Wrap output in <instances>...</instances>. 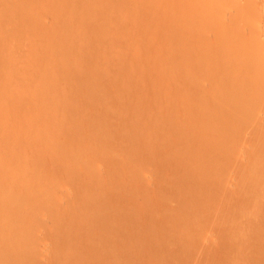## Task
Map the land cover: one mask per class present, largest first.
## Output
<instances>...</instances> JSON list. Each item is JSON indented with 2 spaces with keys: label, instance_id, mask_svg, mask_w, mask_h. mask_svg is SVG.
Segmentation results:
<instances>
[{
  "label": "rangeland",
  "instance_id": "1",
  "mask_svg": "<svg viewBox=\"0 0 264 264\" xmlns=\"http://www.w3.org/2000/svg\"><path fill=\"white\" fill-rule=\"evenodd\" d=\"M90 1L0 0V264H264V0L257 47L213 0Z\"/></svg>",
  "mask_w": 264,
  "mask_h": 264
},
{
  "label": "bare ground",
  "instance_id": "2",
  "mask_svg": "<svg viewBox=\"0 0 264 264\" xmlns=\"http://www.w3.org/2000/svg\"><path fill=\"white\" fill-rule=\"evenodd\" d=\"M88 1H90V0H88ZM94 1H95V0H94ZM94 1H93V0L90 1V4L92 5V7L95 6V4H96L95 2H97V1H99V0H96L95 2H94ZM194 1H195V0H194ZM194 1L192 0V2L189 3V5H190L191 3H192V5H193V2H194ZM197 1L199 2L200 0H197ZM202 1H204V0H202ZM202 1H201V2H202ZM213 1L215 2V3H213V5H215V6H214V9H215V7H216V9H217V8L219 9L220 6L223 5L222 7H224V6L226 5V7H224V8L227 9V7H228V10H230V9L232 8V9H231L232 13H230V14H232V15H233V12H234L233 9L235 10V12H234L235 14L238 13V12H241V14H242L243 12H245V14L243 13L244 15H246V14H248V13H249V14L252 13V14H251V17H252V15H253V18H250L249 14L246 15V17L248 16L249 19H251L252 21H250V20H246V21H245V19H248V17H247V18H243V17H241V15L239 16V15H237V14H236V17H235V15H234V19H235L236 22H237V19L239 20V18H240V19L243 18V19H242V20H243V23H244V22H247V24L250 23L249 25H250L251 27H250V26H248V27L251 28V30H250V29H249V30H250V32H252V33H251V34L249 33L248 36L251 35L250 37H251L252 41H251V39H250L249 37H248V38L250 39L251 42H253V45H255V47H257V46H256V44H257V43H256V41H257V37H254V36H255L256 34H258L259 32H262V30H263V27L261 28V25H262L261 22H262V19H263V18L261 17V19H260V16H262L263 14L261 13L262 15H261V14L258 15L259 11H258V13H257V8H258L257 6H258V5L261 6V5L258 4L257 2H255V3H256V4H255V3H254V0H246V2H244L245 0H243L244 4H243V2H241L242 0H219V1H218V0H213ZM217 1L220 2V4H221V3H223V4H221V5L217 4V3H218ZM16 2H17V1H16ZM93 2H94V3H93ZM99 2H100V1H99ZM181 2H182V1H181ZM216 2H217V3H216ZM112 3H113V1H112ZM196 3H197V2L195 1V2H194V5H195V6H196V5H199V4H196ZM204 3H205V2H204ZM208 3H209V2H208ZM97 4H98V3H97ZM97 4H96V5H97ZM210 4H211V6H209V7L206 6V5H207V4H206V5H205V6H206L205 8H201V7L199 6V7H197L196 9L200 8V9H206V10H207V8H209V9H210V10H208V13H209V11H211V8L213 7L211 1H210ZM224 4H225V5H224ZM261 4H262V3H261ZM87 5H89L88 2H87V4H86V6H87ZM91 5H89V6L91 7ZM178 6H179V5H178ZM195 6H194V8H195ZM201 6H202V4H201ZM218 6H219V7H218ZM182 7H183V5H182ZM222 7H221V8H222ZM93 8H94V7H93ZM184 8H185V6H184ZM187 8H189V6H188ZM187 8H186V9H187ZM221 8H220V9H221ZM259 8H260V7H259ZM262 8H263V10H264V7H262ZM96 9H97V8H96ZM212 9H213V8H212ZM214 9H213V11H214ZM218 9H217V10H218ZM220 9H219V10H220ZM222 9H223V8H222ZM222 9H221V10H222ZM226 9H225V10H226ZM188 10H189V11L191 10V6H190V8H189ZM194 10H195V9L192 8L191 12L194 11ZM206 10H205V11H206ZM225 10L223 9V11H225ZM236 10H237V12H236ZM259 10H261V8H260ZM181 11H182V10H181ZM196 11H197V10H196ZM231 11H230V12H231ZM198 12H199V11H198ZM200 12H201V11H200ZM227 12H228V11L224 12L223 14H225V13H227ZM255 12H256V13H255ZM260 12H261V11H260ZM202 13H203V12H202ZM211 13H212V12H211ZM217 13H218V12H217ZM263 13H264V12H263ZM112 14H113V13H112ZM194 14H196V13H194ZM205 14H207V12L204 13V15H205ZM209 14H210V13H209ZM209 14H207V15H209ZM214 14H216V13H214ZM254 14H256V18H257V19L255 18V15H254ZM109 15H110V14H109ZM202 15H203V14H202ZM211 15H213V13H212ZM211 15H210V16H211ZM220 15L222 16V14H220ZM225 15H226V14H225ZM232 15H231V18H233ZM244 15H242V16H244ZM199 16H200V15H199ZM238 16H239V17H238ZM204 17H205V16H203V18H204ZM215 17H216V16H215ZM217 17H218V16H217ZM237 17H238V18H237ZM205 18H206V17H205ZM222 18L227 19L228 16H227V18H226V17H222ZM254 18H255V19H254ZM179 19H180V18H179ZM234 19H230L231 21H228V22H232V20H233V22H235ZM176 20H177V19H176ZM181 20L183 21L182 18H181ZM242 20H241V21H242ZM257 20H258V21H257ZM260 20H261V21H260ZM178 21H179V20H178ZM225 21H226V20H225ZM225 21H224V22H225ZM241 21H240V22H241ZM248 21H250V22L248 23ZM253 21H254V22H253ZM263 21H264V19H263ZM176 22H177V21H176ZM251 22H252V23H255V24H251ZM179 23H180V22H179ZM181 23H182V22H181ZM181 23H180L179 25H181ZM259 23H260V24H259ZM177 24H178V23H176L175 25H177ZM244 24H246V23H244ZM247 24H246L245 26H247ZM256 24H257V25H256ZM263 24H264V23H263ZM170 25H173V24L171 23ZM182 25H186L185 20L183 21V24H182ZM182 25H181V26H182ZM239 25L241 26L242 24H241V23H238V27H239ZM252 25H254L255 27L257 26L256 30H254L255 27L252 26ZM259 25H260V29H261V31H260V29H259ZM177 27H179V26H178V25H177L176 27L174 26L173 29H175V28H177ZM182 27H183V28H182ZM182 27H179V28H180V29H181V28L184 29L186 26H182ZM228 27H229V26H228ZM253 27H254V28H253ZM241 28H242V26L239 27V29H241ZM243 28L245 29V27H243ZM252 28H253L254 32H253ZM137 29H138V27H137ZM180 29H178V30H180ZM225 29H226V28H225ZM230 29H232V28H230ZM239 29H238V30H239ZM258 29H259V30H258ZM123 30H124V29H123ZM227 30H228V29H227ZM257 30H258V31H257ZM168 31H169V30H168ZM168 31H167V32H168ZM175 31H177V29H175ZM233 31H234V30H233ZM233 31H232V32H233ZM239 31H242V30H239ZM239 31H238V32H239ZM246 31H247V30H246ZM178 32H179V34H180V31H178ZM228 32H229V31H228ZM244 32H245V31H244ZM248 32H249V31H248ZM263 32H264V31H263ZM136 33H137V32H136ZM174 33H175V32H174ZM174 33H173V35H175ZM176 34H177V33H176ZM179 34H177L176 36H173V37H176L175 39H176L177 41H178L179 39H181L180 41H181V43H182L183 45H184L185 43H187V42H188L187 44H189V40H188L189 38H187V37H189L188 34H187V37L185 38L187 41H186V40H182V39H183L182 36H184V35H182V34H186L185 32H183V31L181 32L180 35H182V36H179ZM228 34H229V33H228ZM242 34H243V33H242ZM253 34H254V35H253ZM263 34H264V33H262V35H263ZM194 35H195V34H194ZM238 35H239V34H238ZM245 35H246V34H245ZM259 35H260V34L257 35L258 38H259ZM130 36H131V35H130ZM170 36H171V34H170ZM195 36H196V35H195ZM231 36H232V35H230L229 37H231ZM155 37H156V36H155ZM171 37H172V36H171ZM178 37H179V39H177ZM181 37H182V38H181ZM252 37H253L254 39H256V40L254 41V39H253ZM244 38H245V37H244ZM246 38H247V37H246ZM260 38H262V37L260 36ZM260 38H259L258 41H257L258 43H259V41H260V43H261L262 40L264 39V37H263L262 39H260ZM159 39H160V38H159ZM166 39H167V38H166ZM168 39H169V38H168ZM173 39H174V38H173ZM173 39H169V41H170V40H173ZM175 39H174V41H176ZM195 39H199V38H195ZM230 39H231V38H230ZM237 39H239V38L237 37ZM193 40H194V39H193ZM228 40H229V39H228ZM242 40H244V39H242ZM242 40H241V42H242ZM164 41H165V40H164ZM180 41H179L178 43L180 44V48H181L183 45L180 43ZM183 41H184V42H183ZM230 41H231V40H230ZM246 41H247V40H246ZM150 42H151V41H150ZM153 42H154V41H153ZM192 42H193V41H192ZM244 42H245V41H244ZM247 42H248V41H247ZM254 42H255V44H254ZM263 42H264V41H263ZM263 42H262V43H263ZM151 43H152V42H151ZM170 43H172V42H169V44H170ZM176 43H177V42H176ZM260 43L257 44V45H260ZM262 43H261V44H262ZM152 44H153V43H152ZM187 44H185L181 49H183V48H184V49L187 48V49H186L187 52H186V51L184 52V54H186V55H187V53H188V50L191 49V50L189 51V53H188L189 60H191L190 58L196 59L197 54H196V55H195V54L193 55V53H192V51L194 52V50H195V49H194L195 45L193 46V48H191L192 45L190 46V44H189V46H187ZM250 44H251V43H250ZM263 44H264V43H263ZM166 45H167V43H166ZM240 45H241V44H240ZM242 45H243V44H242ZM253 45H252V46H253ZM5 46H6V45H5ZM5 46L2 47V48H6ZM168 47H169V46H168ZM240 47H241V46H240ZM240 47H239V48H240ZM243 47H244V46H243ZM253 47H254V46H253ZM255 47L252 48V47L250 46V47H248V48H247V47L245 48V49H246V52H245V53L248 54V55L250 56V57H249V56L247 57L248 60H249V59L251 60V59L254 58V57H253V56H254L253 54H255V52L258 50V48H255ZM176 48H177V47H176ZM176 48H175V49H176ZM195 48H196V47H195ZM198 48H200V47H197V49H198ZM202 48H203V47H202ZM239 48H238V49L236 48V50L239 51ZM251 48H252L253 50H251ZM263 48H264V47L261 46V48H259V50H258V53L256 54V55H259V54H260L259 57H260L261 60L259 59L258 56H257L258 58H255V60L258 59V61H260V62L255 61V60L253 59V63L251 62L252 60L250 61L253 65L250 66L251 63H248V64H250L249 67H252V68H253V67L256 66V64H259L260 67H261L262 65H264V63H263L264 61H262V59L264 60V57H263V55H264V54H263V53H264L263 50H264V49H263ZM177 49H179V48H177ZM177 49H176L177 53H178V51H180V52L183 51V50H177ZM197 49H196V53L199 52ZM200 49H201V48H200ZM200 49H199V50H200ZM204 49H205V48L202 49L203 52H205L206 49H209V50H207L208 52H207V51L205 52V53H208V54L204 55L205 53L203 54V52L200 50V51L202 52V53H201L202 56H206V59H207V60L209 59V56H212V58L210 57V59H213L214 56L211 55V54L214 53L215 51H214L213 49H211L210 47H209V48H206L205 50H204ZM232 49H235V48H232ZM247 49H249V50H247ZM256 49H257V50H256ZM262 49H263V50H262ZM212 50H213L214 52L209 53V51L211 52ZM250 50H251V51H250ZM172 51H174V50H172ZM197 51H198V52H197ZM230 51H231V50H230ZM241 51H242V56H244L243 54H245V53H243V52H244L245 50H243V49L241 48ZM249 51H250L251 54H250V53H247V52H249ZM253 51H254V52H253ZM260 51H262L263 53L260 52ZM169 52H170V51H169ZM190 52H191V54H190ZM233 52H235V50H233ZM233 52H229L230 54L228 53V55H229V56L232 55V57H233V54H235L234 56H238V55L240 54V53L237 52L238 55H236L237 53H233ZM4 53H5V52H4ZM4 53H3V55H4ZM177 53H176V54H177ZM194 53H195V52H194ZM215 53H216V52H215ZM215 53H214V55H215ZM232 53H233V54H232ZM180 54H181V53H180ZM198 54H199V53H198ZM170 55H171V54H170ZM192 55H193V56H192ZM199 55H200V54H199ZM252 55H253V56H252ZM181 56H182V55H181ZM183 56H184V55H183ZM194 56H195V57H194ZM202 56H201V57H202ZM225 56H227V54H226ZM242 56H241V58H242ZM246 56H247V55L244 56V60L246 59ZM261 56H262V57H261ZM227 57H228V56H227ZM239 57H240V56H239ZM255 57H256V56H255ZM185 58H187V56H186ZM202 58H203V59H200V58H199L200 61L204 60V57H202ZM224 58H225V57H224ZM229 58H231V57H228V59H229ZM233 58H234V57H233ZM241 58H240V59H241ZM206 59H205V60H206ZM220 59H221V58H220ZM228 59L226 58L225 60H228ZM175 60H176V58H175ZM186 60H187V59H186ZM205 60H204V61H205ZM207 60H206L207 63L205 62L206 65L209 64ZM248 60L246 59V61H248ZM180 61H181V60H180ZM195 61H197V60H194L193 63H195ZM198 61H199V60H198ZM198 61H197V63H198ZM209 61L211 62L212 60H209ZM233 61H234V60H233ZM236 61H237V60H236ZM238 61H239V60H238ZM240 61H242V60H240ZM189 62H190V61H189ZM215 62H216V61H215ZM215 62H214V63H215ZM225 62H226V61H224V63H225ZM227 62H229V61H227ZM248 62H249V61H248ZM261 62H262V63H261ZM181 63H182V62H181ZM201 63H204V62L202 61ZM234 63H236V62H233V64H234ZM188 64H190V63H188ZM195 64H196V63H195ZM199 64H200V63H199ZM227 64H230V63H227ZM245 64H246V62H245ZM260 64H261V65H260ZM168 65H169V64H168ZM182 65H183V64H182ZM203 65L205 66V64H203ZM213 65H215V64H213ZM213 65H211V66H213ZM225 65H226V64H225ZM231 65H232V64H231ZM231 65H226L225 67L227 68V66H228V68H229V70H230V67H229V66H231ZM236 65H237V63H236ZM236 65H235V66H236ZM175 66H176V65H175ZM197 66H198V65H195V67H197ZM201 66H202V65L200 64V67H199V66L197 67V68H200V69H198L199 71L202 69ZM211 66H210V67H211ZM232 66H233V65H232ZM247 66H248V65H247ZM259 66H256V70H258V71H260V67H259ZM171 67H172V66H171ZM191 67H192V66H191ZM193 67H194V66H193ZM193 67H192V68H193ZM213 67H214V66H213ZM236 67H237V66H236ZM263 67H264V66H263ZM263 67H262L261 69L264 70ZM132 68H133V67H132ZM178 68H179V66H178ZM205 68H206V66H205L203 69H205ZM223 68H224V67H223ZM245 68H246V67H245ZM257 68H259V69H257ZM137 69H138V68H137ZM207 69H208V68H207ZM207 69H206V70H207ZM211 69H212V72H213V68H211ZM211 69H209V72H210V73H211V71H210ZM239 69H240V68H238V71H240ZM115 70H119V68H115ZM139 70H140V69H139ZM206 70H204V71H206ZM220 70H221V69H220ZM222 70H223V69H222ZM226 70L229 71L228 69H226ZM243 70H244V69H242V71H243ZM249 70H250V71H249ZM251 70H253L254 72L251 71ZM256 70H255V69H249V68L247 67V70H246V71H248V73H251V72H252V73H255ZM172 71H173V70H172ZM196 71H197V69H196ZM217 71H218V70H217ZM227 71H226V73H229V72H227ZM232 71H234V70H232V68H231V72H232ZM238 71H237V72H238ZM114 72H115L116 75H117V72H116V71H114ZM140 72H141V71H140ZM174 72H175V71H174ZM207 72H208V71H206V76L208 77L210 74H209V72H208V74H209V75H208ZM218 72H219V71H218ZM218 72H217V73H218ZM231 72H230V73H231ZM244 72H245V71H243V73H244ZM126 73H127V72H126ZM201 73H203V72H201ZM215 73H216V72H213V75H214ZM226 73H225V75H226ZM240 73H241V72H240ZM240 73H239V75H240ZM252 73L250 74V78H248V79H251V77H252V75H253ZM256 73H257V72H256ZM256 73H255L254 75H255L256 77L258 76V77H259V78H258L259 80L256 79V81H254V83H253V82L251 81V80H252V79H251V80H250L251 82H248L249 84H247V85H251V83H253V85L250 86L251 88H248L249 86H248V87H247V86H246V87L244 86L245 89H246V88H248V90L250 89V90H249V91H250V96L252 95V96H251V97H252L251 99H250V96L248 97V94H249L248 92H245L246 95H247V97H246L245 94L243 93L245 90H244V91H241V89H240V88H241L240 85L243 84V83L240 84L241 81L238 82L239 85H238V83H237V84H233V85H237V86L239 87V91L242 92L244 98H246V99L249 98V99L251 100L252 104H254V106H255V111H253V110H254V109H253L254 107H252L251 110H250L249 107L247 108V105H248V106L250 105V104L248 103V102H250V100H249V101L244 100V99H243V96L240 94L241 92L238 94V95H240V97H239L237 94H235V96L231 94V97H232V96H233V98L235 97V98H234V99H235V100H234V102H235L234 105L237 106L238 102H239L240 100L243 99V100L245 101L244 103H247V105L244 104V106L246 105V106H245V109H246V110H245V109H244V110H245V111H248V112H245V111L243 110V101H240V103L242 102V105L240 104V105H241V107H240V105L238 104V107H239V110H240V108H241L243 111H242V110L239 111V110H238V107L235 106L236 108L233 109V110H235V111H232L231 114L233 115L234 112H237V111H238V112H239V113H238L239 117H241V116L243 117V116H244V117H243V119H244V118L246 117V113H249V112H250V113H249V114H250V117L253 118V119H250V118L247 116V117L250 119V120L248 121L249 123H251L252 120L254 121V118H255V117L253 116V114H254V113L256 114V112L260 111V110L256 111V110H257V106H256V105H258V103H257V104H255V102L253 103V101H252L253 97H254L253 100L256 101V102H257V101H260V102H259L260 104H263V102H264V99H263V98H264V87H263V86H264V85H263L264 83H262V87H261V81H260V79L262 80L263 77H264V74H263L264 71L261 70L260 72L257 73V75H256ZM260 73H262V74H260ZM119 74H120V73H119ZM199 74H200V73H199ZM220 74H221V73H220ZM222 74H223V73H222ZM222 74H221V75H222ZM232 74H233V73H231V78H232V79H231L230 77H229V78H230L231 80L234 81L233 78L236 79V78H238V76L235 77V76L237 75L236 73H235L234 76H232ZM245 74H246V73H245ZM245 74H244V75H245ZM258 74H260V75H258ZM120 75H121V74H120ZM168 75H169V74H168ZM187 75H188V74H187ZM195 75H197V74L195 73ZM211 75H212V74H211ZM211 75H210V76H211ZM223 75H224V74H223ZM261 75H262V76H261ZM109 76H110V75H109ZM109 76H108V77H109ZM197 76H198V75H197ZM204 76H205V75H204ZM210 76H209V79H210ZM229 76H230V75H229ZM255 76H254V77H255ZM118 77H119V76H118ZM120 77H121V76H120ZM126 77H127V76H126ZM191 77H192V76H191ZM195 77H196V76H195ZM207 77H205V79H207ZM213 77H214V76H213ZM213 77H211V78H213ZM218 77H219V76H218ZM221 77H222V76H220V78H221ZM224 77H225V76H224ZM226 77H227V76H226ZM226 77L224 78V81L227 80ZM248 77H249V76H248ZM260 77H261V78H260ZM173 78H174V77H173ZM192 78H194V77H192ZM196 78H197V77H196ZM203 78H204V77H203ZM216 78H217V77H216ZM216 78H215V79H216ZM220 78H218V79H220ZM243 78H244V76H242V79H243ZM245 78L247 79V77H245ZM245 78H244L243 80H245ZM252 78H253V77H252ZM160 79H161V78H160ZM166 79H167V78H166ZM183 79H184V78H183ZM194 79H195V78H194ZM221 79H222V78H221ZM225 79H226V80H225ZM248 79H247V81H248ZM106 80H108V83H109L110 80H109V79H106ZM186 80H187V79H186ZM199 80H200V79H199ZM201 80L203 81V79H201ZM257 80H258V81H257ZM123 81H125V80H123ZM167 81L169 82V81H171V80L168 79ZM182 81H183V80H182ZM193 81H194V80H193ZM193 81H192V84H193ZM202 81H201V82H202ZM212 81H215V82H216V80H212ZM220 81H221V80H220ZM247 81H246V82H247ZM262 81L264 82V79H263ZM160 82H161V81H160ZM174 82H175V81H174ZM174 82H173V83H174ZM215 82H214V83H215ZM231 82H232V81H231ZM256 82H259V83H256ZM121 83H122V82H121ZM225 83H226V82H225ZM106 84H107V83H106ZM166 84H167V83H166ZM185 84H186V83H185ZM203 84H206V83H203ZM244 84H245V82H244ZM258 84H259V85H258ZM153 85H155V84H153ZM157 85H158V84H157ZM213 85H214V84H213ZM245 85H246V84H245ZM255 85H257L256 87H257L259 90H262V89H263V91H262L263 93L261 92V93L263 94V95H262L263 98L261 97V95H259L260 92L258 93V92H257V89L254 90V87H253V86H255ZM102 86H103V85H102ZM174 86H175V85H174ZM188 86H189V85H188ZM194 86H195V85H194ZM207 86H208V85H207ZM223 86H224V85H223ZM226 86H227V85H226ZM258 86L261 87L262 89H260ZM107 87H108V86H107ZM113 87H114V85L112 84V88H113ZM151 87H152V86H151ZM230 87H231V86H230ZM238 87L235 86L236 91H238V90H237ZM244 87H243V89H244ZM252 87H253V90L251 91ZM256 87H255V88H256ZM158 88L160 89V87H158ZM163 88H164V87H163ZM169 88H170V87H169ZM191 88H192V87H191ZM198 88H199V87H198ZM204 88H205V87H204ZM152 89H153V88H152ZM171 89H172V88H171ZM195 89H196V88H195ZM214 89H215V88H214ZM232 89H233V88H232ZM119 90H120V88H119ZM130 90H131V89H130ZM176 90H177V89H176ZM182 90H183V89H182ZM210 90H211V88H210ZM210 90H209V92H210ZM217 90H218V89H217ZM222 90H223V89H222ZM222 90H219L220 92H219V91H218V92L221 93ZM248 90H246V91H248ZM117 91H118V90H117ZM120 91H121V90H120ZM122 91H123V90H122ZM171 91H172V90H171ZM173 91H174V90H173ZM204 91H205V90H204ZM255 91H256V92H255ZM152 92H154V91L152 90ZM180 92H181V91H180ZM191 92H192V91H191ZM228 92H229V91H228ZM234 92H235V91H234ZM251 92H252V93L254 92V96H253V94H252ZM111 93H112V92H111ZM122 93H123V92H122ZM174 93H175V92H174ZM177 93H178V92H177ZM211 93H212V92H210V94H211ZM214 93H216L215 90H214ZM222 93H223V92H222ZM235 93H238V92H235ZM255 93H256V95H255ZM151 94H152V93H151ZM168 94H169V93H168ZM168 94H167V97H168ZM192 94H193V93H192ZM201 94H203V93H201ZM118 95H119V94H118ZM120 96H121V95H120ZM120 96H118V97H120ZM128 96H129V95H128ZM169 96H170V95H169ZM182 96H183V95H182ZM209 96H210V95H209ZM213 96H214V95H213ZM223 96H224V95H223ZM236 96H238V98H239L240 100H239ZM241 96H242V98H241ZM255 96H256V97H255ZM192 97H193V96H192ZM211 97H212V96H211ZM216 97H217V96H216ZM225 97H226V96H225ZM257 97H258V99H260V98H261V99H260V100L255 99V98H257ZM259 97H260V98H259ZM150 98H151V97H150ZM175 98H176V97H175ZM188 98H189V97H188ZM195 98H196V97H195ZM207 98H208V97H207ZM223 98H224V97H223ZM223 98H222V100H223ZM229 98H230V97H229ZM119 99H120V98H119ZM123 99H124V98H123ZM139 99H140V98H139ZM157 99H158V98H157ZM203 99H204V98H203ZM140 100H141V99H140ZM161 100H162V99H161ZM167 100H168V99H167ZM167 100H166V103H165V104H167V103L169 104V103H170V102H168ZM182 100H183V99H182ZM218 100H219V98H218ZM224 100L227 101L226 98H225ZM224 100H223V101H224ZM231 100H232V98H231ZM236 100L238 101L237 104H236ZM262 100H263V102H262ZM183 101H184V100H183ZM191 101H192V99H191ZM193 101H194V100H193ZM202 101H203V100H202ZM206 101H207V100H206ZM223 101H220V102H221L222 105L224 106V105H225V102H223ZM123 102H124V101H123ZM147 102H148V101H147ZM209 102H210V101H209ZM220 102L216 101V102H215V106H216V107L214 106V108H218V106L220 107V105H219ZM231 102H232V101H231ZM231 102H230V103H231ZM234 102H232V103H234ZM261 102H262V103H261ZM120 103H122V102L120 101ZM186 103H188V102L186 101ZM189 103H190V102H189ZM189 103H188V105H189ZM191 103H193V102H191ZM204 103H205V102H204ZM204 103H203V104H204ZM218 103H219V104H218ZM223 103H224V104H223ZM226 103H227V102H226ZM232 103L230 104L231 107H232ZM163 104H164V103H163ZM177 104H178V103H177ZM177 104H175V105H177ZM217 104H218V106H217ZM228 104H229V102H228ZM252 104H251L250 106H253ZM169 105H171V103H170ZM125 106H126V105H125ZM177 106H178V105H177ZM191 106H192V105H191ZM194 106H196V105H194ZM203 106H204V105H203ZM210 106H211V105H210ZM212 106H213V105H212ZM261 106H262V105H261ZM263 106H264V105H263ZM126 107H127V106H126ZM161 107H162V106H161ZM165 107H166V106H165ZM185 107H186V106H185ZM206 107H207V106H206ZM206 107H205V108H206ZM221 107H222V106H221ZM225 107H229V105H225L224 108H225ZM258 107H259V106H258ZM110 108H111V107H110ZM188 108H189V107H188ZM188 108H187V109H188ZM197 108H198V106H197ZM208 108H209V107H208ZM208 108H207V109H208ZM212 108H213V107H212ZM214 108H213V109H214ZM229 108H230V107H229ZM142 109H143V108H142ZM163 109H164V108H163ZM202 109H204V108H202ZM213 109H210V110L213 111ZM219 109L222 110L223 107H222V109H221V108L216 109V110H218V111H217V114H219V113H218V112L220 111ZM236 109H237V110H236ZM247 109H248V110H247ZM252 109H253V110H252ZM148 110H149V109H148ZM157 110H158V109H157ZM183 110H184V109H183ZM189 110H190V109H189ZM208 110H209V109H208ZM249 110H250V111H249ZM119 111H120V110H119ZM176 111H177V110H176ZM202 111H203V110H202ZM214 111H215V109H214ZM225 111H226V108H225ZM229 111H230V110H229ZM229 111H228V112H229ZM261 111H263V110H261ZM134 112H135V111H134ZM159 112H160V111H159ZM172 112H173V111H172ZM222 112H224V110H223ZM161 113H162V112H161ZM164 113H165V112H164ZM189 113H190V112H189ZM226 113H227V112H226ZM240 113H241V115H240ZM242 113H245V114H242ZM251 113H252V114H251ZM138 114H139V113H138ZM141 114H142V113H141ZM196 114H197V111H196ZM211 114H212V113H211ZM222 114H223V113H222ZM231 114H229L231 117H235V116H236V118L238 119V115H235L236 113H234L235 116H232ZM249 114H247V115H249ZM259 114H261V113H259ZM115 115H116V114H115ZM191 115H192V114H191ZM219 115H220V114H219ZM219 115H216V117L219 116ZM251 115H252L253 117H252ZM256 115H257V114H256ZM135 116H136V115H135ZM175 116H176V115H175ZM206 116H207V114H206ZM259 116H260V115H259ZM141 117H142V116H141ZM154 117H155V116H154ZM160 117H161V116H160ZM242 117H241V118H242ZM247 117H246V120L248 119ZM256 117H257V116H256ZM260 117H261V116H260ZM263 117H264V116H262V118H263ZM133 118H134V117H133ZM217 118H218V117H217ZM220 118H221V119H224V117H222V116H221ZM116 119H117V118H116ZM147 119H148V118H147ZM157 119H158V118H157ZM157 119H156V120H157ZM163 119H164V118H163ZM166 119H167V118H166ZM168 119H169V118H168ZM192 119H193V118H192ZM221 119H220V120H221ZM226 119H227V118H226ZM229 119H230V118H229ZM255 119H256V118H255ZM258 119H259V118H258ZM178 120H179V119H177V121H178ZM238 120H241V119H238ZM116 121H117V120H116ZM127 121H128V120H127ZM169 121H171V123L173 122V121L170 120V119L168 120V122H169ZM227 121H229V120H228V119L225 120V122H227ZM231 121H232V120H231ZM231 121H230V122H231ZM259 121H260V120H259ZM175 122H176V121H175ZM193 122H194V121H193ZM193 122H192V123H193ZM211 122H212V121H211ZM220 122H221V121H220ZM235 122H236V121H235ZM254 122H255V121H254ZM245 123H246V122H245ZM249 123H247V124H249ZM252 123H253V122H252ZM114 124H115V123H114ZM184 124H185V123H184ZM226 124H228V122H227ZM115 125H116V124H115ZM221 125H222V124H221ZM233 125H234V124H233ZM236 125H237V124H236ZM245 125H246V124H245ZM174 126H175V125H174ZM215 126H216V125H215ZM230 126H231V123H230ZM243 126H244V125H243ZM232 127H233V126H232ZM257 127H258V126H257ZM262 127H263V126H262ZM167 128H168V126H167ZM204 128H205V127H204ZM223 128H224V127H223ZM225 128H227V127L225 126ZM230 128H231V127H230ZM17 129H18V128H17ZM21 129H22V128H21ZM208 129H209V128H208ZM211 129H212V128H211ZM260 129H261V128H260ZM262 129H263V128H262ZM19 130H20V127H19ZM194 130H195V129H194ZM194 130H192V131H194ZM226 130H228V129H226ZM230 130H232V129H230ZM177 131H178V130H177ZM177 131H176V132H177ZM200 131H201V130H200ZM233 131H234V130H232L231 132H233ZM18 132H19V131H18ZM203 132H204V131H203ZM229 132H230V131H229ZM229 132H228V133H229ZM257 132H258V130H257ZM263 132H264V130H263ZM166 133H167V131H166ZM115 134H116V133H115ZM206 134H207V133H206ZM199 135H200V134H199ZM199 135H198V136H199ZM23 136H24V135H23ZM162 136H163V135H162ZM198 136H197V137H198ZM218 137H219V136H218ZM196 140H197V139H196ZM216 141H217V139H216ZM221 142H222V141H221ZM199 143H200V142H199ZM202 145H203V144H202ZM199 146H200V145H199ZM209 146H210V145H209ZM218 148H219V147H218ZM213 149H214V148H213ZM199 150H200V149H199ZM212 152H213V151H212ZM164 248H165V247H164ZM244 248H245V247H244ZM179 249H180V248H179ZM158 250H159V249H158ZM172 250H173V249H172ZM238 250H239V249H238ZM163 251H164V250H163ZM156 252H157V251H156ZM171 252H172V251H171ZM174 252H175V250H174ZM200 252H201V251H200ZM145 253H146V252H145ZM178 253H179V252H178ZM207 253H209V252L207 251ZM172 254H174V253H172ZM172 254H171V255H172ZM209 254H210V253H209ZM233 254H234V253H233ZM238 254H239V253H238ZM174 255H175V254H174ZM179 255H180L179 257L181 258V254H180V253H179ZM182 255H183V254H182ZM205 255H206V254H205ZM155 256H157V255H155ZM155 256H154V257H155ZM158 256H160V255H158ZM158 256L156 257V259L158 258ZM169 256H170V254H169ZM175 256L177 257L178 254L175 255ZM175 256H174V258H175ZM206 256H207V255H206ZM230 256H231V257H230V261H232V260H234V258H236L235 255H230ZM232 256H234V257L232 258ZM145 258H146V257H145ZM180 258H177V259H179L180 262H181V260H184V259H185V258H183V259L180 260ZM203 258H204V257H203ZM213 258H214V257H213ZM219 258H220V257H219ZM226 258H227V257H226ZM152 259H153V258H152ZM175 259H176V258H175ZM203 260H204V259H203ZM153 261H154V260H153ZM153 261H152V262H153ZM161 261H162V260H161ZM206 261H207V260H206ZM182 262H184V261H182ZM185 262H187V261H185ZM204 262H205V261H204ZM204 262H203V263H204ZM234 262H235V261H234ZM234 262H233V263H234ZM257 262H258V261H257ZM259 262H260V261H259ZM233 263L230 262V264H233ZM237 263H238V262H237ZM237 263H236V264H237ZM153 264H154V263H153ZM181 264H182V263H181ZM187 264H188V263H187ZM234 264H235V263H234Z\"/></svg>",
  "mask_w": 264,
  "mask_h": 264
}]
</instances>
